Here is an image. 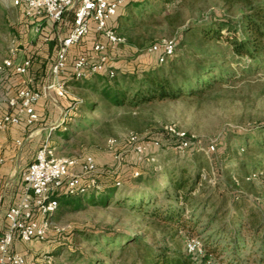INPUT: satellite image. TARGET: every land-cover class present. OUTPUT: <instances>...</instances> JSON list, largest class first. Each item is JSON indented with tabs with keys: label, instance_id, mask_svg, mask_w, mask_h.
<instances>
[{
	"label": "trees",
	"instance_id": "1",
	"mask_svg": "<svg viewBox=\"0 0 264 264\" xmlns=\"http://www.w3.org/2000/svg\"><path fill=\"white\" fill-rule=\"evenodd\" d=\"M178 1L184 0H126L108 21V27L127 39V31L135 28L138 20L152 16L161 5L162 11H169ZM223 1L228 13H214L182 28L174 37V54L164 62L159 63V54L148 53L155 56L150 64L121 70L111 68L109 59L105 70L82 79L83 86L112 106L140 107L204 97L217 88L264 74V1ZM150 6L155 7L149 11ZM234 9L238 11L236 16H232ZM168 19L173 24L178 18ZM42 47V51L33 50L26 57L32 62L27 76L41 80L43 86L57 51V38H49ZM70 57L69 70L77 56ZM5 75L0 73V78ZM42 86L35 90H42ZM81 99L71 119L55 129L65 139L72 136L70 130L79 131L95 123L83 113L96 110L99 102ZM263 131L261 121L233 131L227 143L220 142V149L215 147L209 153L200 146L184 152L174 148L176 154L183 153V159L168 158L160 165L152 163L151 158L162 145L152 147L141 159L127 145L132 165L127 164L121 145H117L112 150V167L99 168L98 164L93 175L97 185L83 179V191L69 193L65 184L53 194L61 212L117 204L169 231L171 240L181 235L186 242L199 234L201 252L189 253L185 245L166 240L151 243L139 234L108 229L98 233V248L90 255L74 246L75 235L87 234L79 229L59 233V243L53 248H58L57 254L61 248L70 249L71 264H264ZM232 139L237 141L231 143ZM117 153L123 155L120 165ZM211 175L218 176L213 184L208 180ZM257 181L262 185L254 192Z\"/></svg>",
	"mask_w": 264,
	"mask_h": 264
},
{
	"label": "rangeland",
	"instance_id": "2",
	"mask_svg": "<svg viewBox=\"0 0 264 264\" xmlns=\"http://www.w3.org/2000/svg\"><path fill=\"white\" fill-rule=\"evenodd\" d=\"M16 1L0 0V64L13 52L16 60L21 61L33 50L42 51V48L44 49L42 46L46 42L39 38L42 31L36 29L35 20L38 15L27 16L25 0H19V3ZM154 7L150 6L149 11ZM162 9L164 6L161 5L152 16L138 20V25L127 31L125 44L108 46L111 68L124 67L125 70L142 68L151 63L152 57L148 56L147 48L153 43L164 38H174L179 35L182 28L195 25L214 13L217 15L228 13L223 0H184L178 1L169 11ZM232 14L236 16L237 9H234ZM175 17L178 19L170 24L168 18ZM92 32L72 49L70 59L79 55L90 56L94 43L105 42L101 33H94L93 30ZM0 81H5V78H0ZM32 82L35 89L42 86L39 79H33ZM83 82L71 80L69 91L75 97L99 102L96 110L83 113L86 117L95 119V123L82 126L79 131L70 130L72 136L69 139L63 138L53 130L48 139L56 147L57 154L78 161L79 164L72 169L76 173H80V163L87 155L96 158L99 168L112 167L114 163L112 150L117 145H121V150L129 161L127 164L132 165V153L127 151L131 145L127 147V144H124L132 135H137L139 139L160 141L161 148L151 158L152 163L160 165L168 158L182 160L184 157L183 153L178 155L174 151L178 145L176 138H169L170 127L185 131L192 141H201L203 148L214 144L216 149H220L219 143L228 141L233 131H241L260 121L264 123V74L258 75L255 79L217 88L204 97H183L177 100L152 102L140 107L112 106L101 101L97 94L84 87ZM0 93V96L4 95ZM59 114V111L53 113L49 120H56ZM83 114L80 112V115ZM234 141L237 140L232 139L230 142ZM217 177L211 175L208 180L213 184ZM261 185L262 181H257L256 188L252 191L255 192ZM52 220L51 234L46 242L24 243L23 249L18 250L14 246L16 251L26 255L29 264H45L43 261L45 254L53 255V264H71L68 261L70 249L63 246L64 248L57 254L58 248L54 249L52 246L59 243V233L69 229L87 232L74 236V246L88 255L98 248V233L107 229L139 234L151 243L166 240L178 243L182 247L186 244L181 235L171 240L169 231L117 204L89 206L78 211L57 210ZM194 236L202 239L199 234ZM100 243L104 244L103 239ZM75 264H82V261Z\"/></svg>",
	"mask_w": 264,
	"mask_h": 264
},
{
	"label": "built area",
	"instance_id": "3",
	"mask_svg": "<svg viewBox=\"0 0 264 264\" xmlns=\"http://www.w3.org/2000/svg\"><path fill=\"white\" fill-rule=\"evenodd\" d=\"M20 1L17 0L16 3ZM126 0H25V13L29 17L44 14L55 23L62 22L68 11L73 12V25L66 36L57 38V51L52 60L49 74L42 86V90H35L30 86L19 88L15 94L0 100V130L7 129L10 125L20 124L25 119L29 125L40 121L36 106L42 97L55 93L57 97L72 100L69 112L65 114L63 124L71 119L72 111L77 109L82 102L80 97L71 95L70 80H82L94 73L106 69L109 62L107 49L109 45L125 44L126 37L120 36L113 28L108 27V21L116 15L118 8ZM105 37V42H96L92 47L90 56L79 55L74 60L72 69L69 70V55L72 49L86 39L93 30ZM37 31L41 30L36 25ZM47 35L45 40H49ZM176 41L174 38H164L153 43L147 48V53L159 54V63L164 62L174 54ZM29 57L17 61L15 53L6 57L0 64V73H12L31 82L32 77L27 76L31 66ZM113 75V72H111ZM169 135L176 138L177 150L184 152L192 146L202 147L201 141H192L185 131L169 128ZM127 145L141 159L145 153L161 143L158 139H139L132 135L125 141ZM215 145L206 147L212 152ZM119 163L123 161L121 153L116 154ZM3 158L0 157V166ZM79 163L76 159L60 156L56 147L47 139L36 153L35 160L22 170L23 193L21 199L11 206L7 213V229L0 236V264H29L25 254L16 251V241L30 243L33 241L44 242L51 234L55 212L59 201L53 195L66 184L69 193H75L85 188L81 185L83 179H89L92 185H97L93 175L98 171V163L93 155H87L80 163V173L72 169ZM138 175V172L135 173ZM202 241L191 237L186 241L185 248L189 253L202 251ZM45 264H52L53 256H43Z\"/></svg>",
	"mask_w": 264,
	"mask_h": 264
},
{
	"label": "crops",
	"instance_id": "4",
	"mask_svg": "<svg viewBox=\"0 0 264 264\" xmlns=\"http://www.w3.org/2000/svg\"><path fill=\"white\" fill-rule=\"evenodd\" d=\"M73 16V12L68 11L64 20L59 23L53 22L44 14L36 16L35 25H40L42 31V36L40 35L39 38L45 40L47 35L50 38L66 36L73 25ZM93 31L97 33L94 28ZM151 57V62H153L155 56L151 55ZM117 68L124 70V67ZM25 80L21 76L5 75V81H0V92L4 94L0 96V100H5L24 86L35 89L32 86V81ZM70 83L71 80L69 81V88L71 89ZM70 104L69 100L61 99L55 93H51V95L42 97L36 106L40 115L38 123L29 125L23 118L20 124H13L7 129L0 130V157L3 158V164L0 166V236L8 226L6 219L8 209L21 199L23 193L22 170L35 160L37 151L49 139L53 130L62 125L65 114L69 112ZM58 111L60 114L56 120L50 121V116ZM40 141L43 143L40 144ZM23 244L24 242L16 241L15 249H23Z\"/></svg>",
	"mask_w": 264,
	"mask_h": 264
}]
</instances>
